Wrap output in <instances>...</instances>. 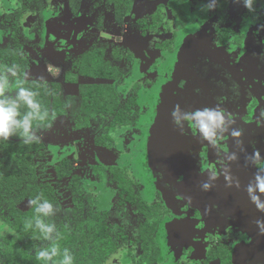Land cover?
<instances>
[{"label":"flooded vegetation","instance_id":"1","mask_svg":"<svg viewBox=\"0 0 264 264\" xmlns=\"http://www.w3.org/2000/svg\"><path fill=\"white\" fill-rule=\"evenodd\" d=\"M88 3L0 0V15L18 21L25 16L34 25L26 16L35 11L68 61L79 54L72 65L76 78L85 80L84 93L89 86H112L120 104H129L132 123L112 137L147 122L139 146L145 148L143 176L133 178L127 165L109 166L125 168L135 193L160 220L141 225L143 216L123 202L142 217L137 237L123 225H109L117 248L102 264H264V234L256 225L264 212L247 191L258 172L250 157L258 151L264 160V66L258 59L264 53V0L253 12L241 0H218L212 11L206 10L209 0ZM7 31L0 21V34ZM87 60L110 76L81 74L78 66ZM177 106L183 112L222 108L230 129H242L243 136L234 139L229 131L209 145L190 123L177 127L171 115ZM106 115L115 116L100 114ZM233 153L235 161L228 158ZM213 173L216 179L209 180ZM206 181L209 191L201 187Z\"/></svg>","mask_w":264,"mask_h":264},{"label":"trees","instance_id":"2","mask_svg":"<svg viewBox=\"0 0 264 264\" xmlns=\"http://www.w3.org/2000/svg\"><path fill=\"white\" fill-rule=\"evenodd\" d=\"M6 8L10 6L6 5ZM18 59L17 48L13 49L8 45L0 49V66L18 65ZM78 68L81 74L110 76L100 69L94 60H87L79 64ZM21 83L23 87L39 93L36 99L40 102L42 110L46 109L49 112L46 122H33L34 129H42L50 125L54 119L66 114V103L60 83L41 84L18 78L13 80L11 93L15 94ZM80 92H83L82 87ZM128 105L120 104L112 86H89L86 93H82L80 109L88 116L103 113L115 114L108 125L106 134L111 142V134L118 128L127 127L132 123L131 115L127 113ZM27 110V107L23 105L20 108L21 113ZM116 110L120 112L116 114ZM43 147L44 145L40 142L4 146L0 144L5 162L3 166H0V264H43L42 261L36 260L35 249L37 246H47L49 242L34 239V236L39 235L34 227L36 216L34 206L27 210L19 207L25 199H34L37 195H42V199L51 201L56 207V213L50 217V221L57 226L61 253L64 248H68L73 255V264H102L115 252L117 246L112 242L110 234L109 213L101 209L104 203L101 202L100 193H86L81 177L74 172V164L69 159H64L55 167V173L59 180H69L68 187L71 191L73 207L67 211H61L52 196V188L49 185L35 183V168L28 164L31 154ZM94 171L99 177L98 190L102 189L105 179L116 184L120 190L121 203H129L143 216L141 225L150 221L157 224L161 215L153 209L147 210L145 203L135 193L133 183L127 178L125 168L99 166L94 167ZM29 223L33 226L28 227ZM143 237L142 228L141 238ZM61 258L62 256H58L55 259Z\"/></svg>","mask_w":264,"mask_h":264},{"label":"rangeland","instance_id":"3","mask_svg":"<svg viewBox=\"0 0 264 264\" xmlns=\"http://www.w3.org/2000/svg\"><path fill=\"white\" fill-rule=\"evenodd\" d=\"M77 2L79 0H76V4ZM92 3L93 0H89L88 4ZM28 8L29 11H34V9H30V6ZM34 13L35 11L26 16V20L33 17L34 25L32 22L26 24L25 16L18 21L0 15V21H3V25L8 29L5 34H0V49H4L8 45L13 49L17 48L20 79L41 84L60 83L64 101L66 105H70V107L65 105L66 114L54 119L50 127L34 129L35 134L40 138L39 142L44 145L39 151L33 152L28 160L29 166L35 168V183L43 186L49 185L52 188V196L61 211L71 209L73 206L71 191L68 187L69 180L61 181L55 173L57 164L64 159H69L75 166L74 172L81 177L82 183L86 187V193H100L101 202L104 203L101 209L109 213V224L123 225L128 232L132 233V237L136 238L138 225L142 222L141 215L133 207L119 203L117 190L114 184L108 182L107 179H105L102 189H97L99 178L94 167L127 165L130 175L139 180L143 176L141 156L145 151V148L142 150L139 146L143 141V132L147 131V122L138 123L137 126L140 129L136 126L133 129H125L123 132L114 134L111 142L105 139L106 126L111 117L107 115L88 116L80 109V86L85 80L76 78V68L72 65L78 60L79 54H74L73 59L68 61L62 47H59L58 41L51 39L48 32L49 24L46 21L43 23L41 16ZM61 18V14H56L57 21ZM44 24H47L46 27ZM86 119L88 120L86 121ZM153 142V152L159 156L160 161L162 147L157 137ZM0 144L4 146L25 143L18 136H13L9 140H0ZM105 144L111 146L105 147ZM148 150L146 155L153 158L154 154L151 152V148ZM4 164L2 150H0V166ZM28 201L29 199H25L19 204V207L22 210H27L30 208Z\"/></svg>","mask_w":264,"mask_h":264},{"label":"clouds","instance_id":"4","mask_svg":"<svg viewBox=\"0 0 264 264\" xmlns=\"http://www.w3.org/2000/svg\"><path fill=\"white\" fill-rule=\"evenodd\" d=\"M217 2L218 0H209L206 10H214ZM241 2L249 12L255 11L254 4L257 0H241ZM258 59L261 66H264V53L259 54ZM20 75L19 66L16 64L0 66V140H9L13 136H18L26 144L39 142L40 138L35 134L33 122H46L49 112L46 109L42 110L40 102L36 99L39 93L23 87L22 83L18 85V90L14 95L11 93L13 80L20 78ZM22 105L28 109L24 113L20 111ZM66 107H70V105H66ZM52 115L54 118V113ZM171 115L177 127L183 129L184 122L190 123L199 132L200 138L209 145L216 146L223 134L229 131L234 139L239 140L243 136L242 129H230V119L222 108H204L183 112L177 106ZM48 126L50 127V125ZM228 158L232 161L238 159L235 153ZM250 160L258 168V172L254 182L249 184L247 191L257 209L264 212V160L258 151L250 157ZM215 179L214 173L209 175V180ZM226 179L230 181L231 177L228 176ZM229 186L231 187V183ZM237 186L239 185L237 184ZM201 187L202 190L209 191L212 185L206 181ZM28 204L30 207L34 206L36 213L34 227L38 230L39 235L34 236V239L49 242L47 246L36 247V260L42 261L43 264H73V255L68 248H64L61 253L57 226L49 220L56 213L54 204L47 199H42V195L30 199ZM256 225L261 234H264V220L258 219ZM27 226L32 227L33 224L29 223ZM58 256H62V258L55 259Z\"/></svg>","mask_w":264,"mask_h":264}]
</instances>
